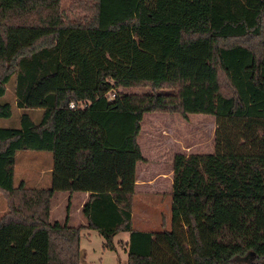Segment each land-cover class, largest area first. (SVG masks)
I'll use <instances>...</instances> for the list:
<instances>
[{
    "label": "trees",
    "instance_id": "1",
    "mask_svg": "<svg viewBox=\"0 0 264 264\" xmlns=\"http://www.w3.org/2000/svg\"><path fill=\"white\" fill-rule=\"evenodd\" d=\"M73 1L68 19L60 0H0V118L11 77L23 109L0 126V264H85L83 226L48 219L54 191L87 192L104 248L127 232L125 264H264V0ZM146 112L214 119L211 152L173 155L156 231L131 228ZM20 150L51 153L48 186L13 183Z\"/></svg>",
    "mask_w": 264,
    "mask_h": 264
},
{
    "label": "rangeland",
    "instance_id": "2",
    "mask_svg": "<svg viewBox=\"0 0 264 264\" xmlns=\"http://www.w3.org/2000/svg\"><path fill=\"white\" fill-rule=\"evenodd\" d=\"M60 7L68 19H74L79 9L73 0H60ZM11 77L5 84L3 101L13 97ZM115 92L144 93L149 92L148 86L139 85L127 88H115ZM112 95L111 93L109 94ZM35 121L39 109L24 110ZM20 112L13 106L10 117L0 118V126H18ZM214 119L209 114L188 113L185 117L176 112H146L140 121V129L136 136L143 160L135 163L137 181L142 185L134 188L131 208V228L142 231H156L169 227V204L171 187L169 176L172 157L175 153H208L213 149ZM51 162V153L43 150H20L14 157L13 183L23 182L25 186L45 187L49 185L50 172L47 171ZM41 173V174H37ZM158 173V174H157ZM161 173V174H159ZM30 175L33 180L30 182ZM147 179L154 183L143 185ZM63 193L53 192L50 198L49 220L62 222L68 201L59 200ZM60 205L62 214L59 217ZM65 205V206H64ZM55 210L53 211V208ZM4 198L0 192V215L5 211ZM127 238V232L115 233L112 237L113 249L103 247V238L94 232L86 238H80L81 261L85 264H125L126 253L119 239Z\"/></svg>",
    "mask_w": 264,
    "mask_h": 264
},
{
    "label": "crops",
    "instance_id": "3",
    "mask_svg": "<svg viewBox=\"0 0 264 264\" xmlns=\"http://www.w3.org/2000/svg\"><path fill=\"white\" fill-rule=\"evenodd\" d=\"M12 88H13V81H12ZM5 92V91H4ZM12 95H13V97H12V99L9 101V103H10V105H11V110H12V108H13V106L15 107V110H16V112H22L23 111V109H21V108H19V107H16V105L14 104V92H12ZM8 102V101H7ZM35 109H39V108H35ZM39 113H40V109H39ZM38 117H39V115L37 116V119H38ZM36 119V120H37ZM35 120V121H36ZM137 136V135H136ZM137 143V142H136ZM138 145V144H137ZM139 147V146H138ZM18 152V151H17ZM16 152V153H17ZM16 153H15V155H16ZM15 155H14V157H15ZM142 160H143V158H142ZM141 160V161H142ZM51 168H52V159H51V162L49 163V165H48V168H47V171H51ZM37 174H41V173H37ZM158 174V173H157ZM159 174H161V173H159ZM137 174H136V172H135V167H134V178H135V180H134V188H135V186H137V185H142L139 181H137ZM170 178H169V187H171V170H170V176H169ZM29 181L30 182H38L37 180H35V178H34V180H33V177L30 175V177H29ZM150 183H154V179L153 180H151V179H147L144 183H143V185H148V184H150ZM28 187V186H27ZM30 187H38V186H30ZM46 187V186H45ZM55 192V191H54ZM62 193H63V195L62 196H60V198H59V200H60V202H61V205H62V203H63V201H68V205H67V211L65 210V213H64V216H65V214L67 213V219H66V223L68 224V225H70V226H77V225H81V226H83L81 229H80V237H79V241H80V238H82V237H84V238H86V237H88L89 235H90V232H94V233H96V234H98V232L96 231V230H94V229H90V228H87V227H84V225H85V219H84V217L82 216V214H81V212H80V210H81V206H82V204L85 202V200L87 199V196H88V194H87V192H84V191H73V192H66V191H61ZM53 194V193H52ZM52 194H51V196H52ZM133 194H134V192H133ZM51 198V197H50ZM132 198H133V196H132ZM60 205V210H59V212H60V214H59V217H61V215H63L62 214V206ZM65 206V205H64ZM55 210V207L53 208V211ZM49 213H50V204H49ZM64 218V217H63ZM131 218H132V214H131ZM48 219H49V216H48ZM50 221V220H49ZM51 222V221H50ZM137 230V229H136ZM140 231H142V230H140ZM120 232H122V231H120ZM118 233V232H117ZM115 235V234H114ZM126 239L127 238H122V239H119L118 241L119 242H121L122 243V249H123V251L125 252V248H124V243H125V241H126Z\"/></svg>",
    "mask_w": 264,
    "mask_h": 264
},
{
    "label": "built area",
    "instance_id": "4",
    "mask_svg": "<svg viewBox=\"0 0 264 264\" xmlns=\"http://www.w3.org/2000/svg\"><path fill=\"white\" fill-rule=\"evenodd\" d=\"M74 105H73V103L72 102H70L69 104H68V107L69 108H72Z\"/></svg>",
    "mask_w": 264,
    "mask_h": 264
}]
</instances>
